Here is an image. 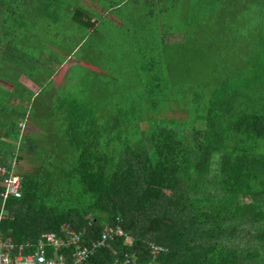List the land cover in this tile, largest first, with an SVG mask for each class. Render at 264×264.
Here are the masks:
<instances>
[{
    "label": "trees",
    "instance_id": "trees-1",
    "mask_svg": "<svg viewBox=\"0 0 264 264\" xmlns=\"http://www.w3.org/2000/svg\"><path fill=\"white\" fill-rule=\"evenodd\" d=\"M60 1L0 0V78L10 83L0 85V164L15 153L38 161L15 170L22 196L4 203L3 237L25 246L63 224L97 237L118 223L129 237L88 264L151 260L149 242L166 248L159 264H264V0H145L125 16L119 8L141 1L122 0L110 17L103 5L70 10L91 33L129 31V11L153 31L133 78L140 90L123 99L110 84L61 94L38 81L41 41L22 45L41 34L33 40L23 21L56 23L68 5ZM164 33L182 41L166 44Z\"/></svg>",
    "mask_w": 264,
    "mask_h": 264
},
{
    "label": "rangeland",
    "instance_id": "rangeland-1",
    "mask_svg": "<svg viewBox=\"0 0 264 264\" xmlns=\"http://www.w3.org/2000/svg\"><path fill=\"white\" fill-rule=\"evenodd\" d=\"M120 1L122 0H61V4L67 2L68 5L66 6L67 9L62 11L56 23H51V18L39 14H31L28 20L23 21L27 28L31 30L30 35L33 40L38 33L41 34L36 40L23 45L21 43V45L28 47L29 44H37V40L41 41L40 45L35 46L37 48L35 54L40 55L38 65L46 68V71L39 72L37 75L38 81L50 83L45 89L46 92L51 89L50 85L58 89L61 94H64L110 84L114 88L118 99H123L124 97L120 95L127 93H132V96L137 95L140 88L133 78L137 76L136 74L143 66V62L148 59L149 53L146 51H149L152 47L154 38L150 35L153 31L151 33L145 31L144 23H134L138 21L139 17L132 15L130 11L144 9L145 0H140L141 3L138 6L133 5V2L130 1L129 4L118 9L124 16L127 10H130L129 17L126 19L129 23H126V21L125 23L135 25V27H130L129 31H107L104 26L97 25L95 32L91 33L90 28H83L72 18H69V12L74 8H84L87 4H90V7L103 5L98 11L103 13V11L108 10L110 3ZM108 11L110 17L112 12ZM105 14L108 15V12H105ZM142 19L140 17L139 21ZM100 20L101 18H99ZM125 23L123 22L118 26L127 27ZM107 26L111 28V24L108 22ZM165 27L167 29L166 25L163 26V28ZM22 30L24 33L25 30L23 28ZM162 38H164L166 44H175L182 41V36L178 34L169 35L164 33ZM141 49H143L142 54L139 52ZM0 67V72L6 70L5 67ZM39 74L42 77H39ZM37 75L34 74L35 80ZM104 78L107 79V83L99 84L104 82ZM16 80L26 87L31 94L38 93L39 90L34 80L29 79L23 72L18 71ZM0 85L10 89V83L2 80V78H0ZM56 94L58 95V91ZM151 158L154 160L155 154L152 153ZM21 163L22 167H34L37 166L38 161L29 156L28 165L24 161H21Z\"/></svg>",
    "mask_w": 264,
    "mask_h": 264
},
{
    "label": "built area",
    "instance_id": "built-area-1",
    "mask_svg": "<svg viewBox=\"0 0 264 264\" xmlns=\"http://www.w3.org/2000/svg\"><path fill=\"white\" fill-rule=\"evenodd\" d=\"M21 130L25 123H20ZM19 157H12L8 165L0 164V186L2 208L0 212V225L3 217L4 203L8 197L19 198L22 196L23 180L15 170L22 167ZM129 237L120 225L104 224L100 235L89 237L86 230L77 232L68 224L61 226V234H42L35 244L15 245L11 238H4L0 231V264H88L91 257L101 247L110 248V241L120 237ZM126 242H131L127 239ZM149 251L152 259L139 261L132 254L119 259L115 258L112 264H159L158 256L166 250L162 245L149 242ZM116 254L115 249H111Z\"/></svg>",
    "mask_w": 264,
    "mask_h": 264
},
{
    "label": "crops",
    "instance_id": "crops-1",
    "mask_svg": "<svg viewBox=\"0 0 264 264\" xmlns=\"http://www.w3.org/2000/svg\"><path fill=\"white\" fill-rule=\"evenodd\" d=\"M22 86H23V85H22ZM23 87H24V86H23ZM5 88H8V87H5ZM25 88H26V87H25ZM21 132H23V131L21 130ZM14 156L18 158V154L15 153ZM14 156H13V157H14ZM11 159H12V158H11ZM9 163H10V161L8 162V164H9ZM4 165H6V164H4ZM1 208H2V204H1ZM0 212H1V210H0ZM2 236H3V235H2ZM4 238H5V237H4Z\"/></svg>",
    "mask_w": 264,
    "mask_h": 264
}]
</instances>
